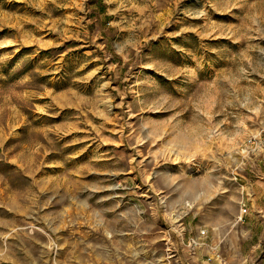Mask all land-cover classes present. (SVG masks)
Listing matches in <instances>:
<instances>
[{
	"label": "rangeland",
	"instance_id": "obj_1",
	"mask_svg": "<svg viewBox=\"0 0 264 264\" xmlns=\"http://www.w3.org/2000/svg\"><path fill=\"white\" fill-rule=\"evenodd\" d=\"M263 178L264 0H0V264L254 260Z\"/></svg>",
	"mask_w": 264,
	"mask_h": 264
},
{
	"label": "crops",
	"instance_id": "obj_2",
	"mask_svg": "<svg viewBox=\"0 0 264 264\" xmlns=\"http://www.w3.org/2000/svg\"><path fill=\"white\" fill-rule=\"evenodd\" d=\"M249 185L251 191L248 195L247 202L249 207L247 212L254 217V222L248 230L249 235L246 239H249V243L246 244L245 247L253 251L250 255L253 254L254 260H238L237 262L230 260L232 264H264V178L252 179V181L249 182ZM201 252L204 253V250ZM202 260L203 262L213 264H230L228 260L224 259H213L212 262H209L206 259Z\"/></svg>",
	"mask_w": 264,
	"mask_h": 264
},
{
	"label": "built area",
	"instance_id": "obj_3",
	"mask_svg": "<svg viewBox=\"0 0 264 264\" xmlns=\"http://www.w3.org/2000/svg\"><path fill=\"white\" fill-rule=\"evenodd\" d=\"M248 211V206L247 203L243 200L242 201V209H241V215H245ZM207 238V232L206 229L202 228L199 230V232L197 233V235L192 236L190 238V240L188 241V245L190 246V248L192 249V253H196V250L199 247L204 246L205 244H207L206 239ZM215 255V254H214ZM215 256H208V260H212ZM217 259L219 260H223L222 257H217Z\"/></svg>",
	"mask_w": 264,
	"mask_h": 264
}]
</instances>
